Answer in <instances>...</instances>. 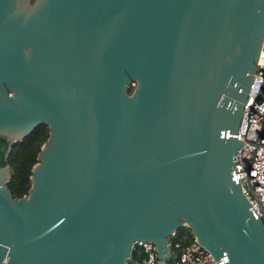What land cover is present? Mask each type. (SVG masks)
I'll list each match as a JSON object with an SVG mask.
<instances>
[{
  "label": "water",
  "instance_id": "obj_1",
  "mask_svg": "<svg viewBox=\"0 0 264 264\" xmlns=\"http://www.w3.org/2000/svg\"><path fill=\"white\" fill-rule=\"evenodd\" d=\"M263 34L264 0H0L5 159L49 131L27 195L0 167V264H127L137 241L168 261L181 228L264 264L234 167Z\"/></svg>",
  "mask_w": 264,
  "mask_h": 264
},
{
  "label": "built area",
  "instance_id": "obj_2",
  "mask_svg": "<svg viewBox=\"0 0 264 264\" xmlns=\"http://www.w3.org/2000/svg\"><path fill=\"white\" fill-rule=\"evenodd\" d=\"M237 138L242 145L235 156L236 176L244 196L264 224V34ZM167 247L169 260L161 261L153 243L137 241L132 251H139L144 259L133 264H216L190 231L170 235Z\"/></svg>",
  "mask_w": 264,
  "mask_h": 264
},
{
  "label": "trees",
  "instance_id": "obj_3",
  "mask_svg": "<svg viewBox=\"0 0 264 264\" xmlns=\"http://www.w3.org/2000/svg\"><path fill=\"white\" fill-rule=\"evenodd\" d=\"M131 91H133V88H130L129 92ZM48 138L49 131L46 126L39 125L22 142L14 143L11 146L8 158L5 159L9 142L5 138L0 137V167L8 164L11 168L12 177L7 186L13 197L22 198L28 194L31 169L37 163V155L40 152V148ZM177 232L189 233V230L181 228ZM143 259L144 256L139 251L133 250L127 264L141 262Z\"/></svg>",
  "mask_w": 264,
  "mask_h": 264
},
{
  "label": "rangeland",
  "instance_id": "obj_4",
  "mask_svg": "<svg viewBox=\"0 0 264 264\" xmlns=\"http://www.w3.org/2000/svg\"><path fill=\"white\" fill-rule=\"evenodd\" d=\"M131 92H132V91H131ZM131 92H130V93H131Z\"/></svg>",
  "mask_w": 264,
  "mask_h": 264
}]
</instances>
